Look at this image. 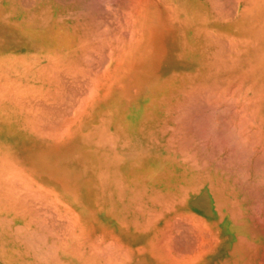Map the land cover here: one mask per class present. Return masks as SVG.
<instances>
[{
	"label": "crops",
	"instance_id": "1",
	"mask_svg": "<svg viewBox=\"0 0 264 264\" xmlns=\"http://www.w3.org/2000/svg\"><path fill=\"white\" fill-rule=\"evenodd\" d=\"M1 2L4 20L55 28L63 46L39 70H73L75 95L72 112L49 124L46 113L19 115L17 97L0 94V264H241V201L220 194L225 175L210 169L224 165L210 154L220 146L162 135L184 131L179 118L191 133L201 118L210 134L221 132L214 119L260 117L258 93L225 106V87L264 86L252 0ZM2 52L0 41V70L31 69L29 56ZM135 101L144 109L131 123ZM18 122L30 146L18 145ZM148 162L151 175L140 169ZM203 189L212 224L226 215L235 231L221 253L204 217L184 205Z\"/></svg>",
	"mask_w": 264,
	"mask_h": 264
},
{
	"label": "rangeland",
	"instance_id": "2",
	"mask_svg": "<svg viewBox=\"0 0 264 264\" xmlns=\"http://www.w3.org/2000/svg\"><path fill=\"white\" fill-rule=\"evenodd\" d=\"M251 13L259 19L257 26L264 29V0H252ZM6 11L3 2L0 5V41L2 53L16 55L19 59H29L32 61L31 69H26L22 64L10 69H1L2 79L0 80V94L3 98L15 95L17 97V109L19 115L29 119V110L33 115L46 113L50 123L58 121L59 112H72L74 108V71L67 69H41L40 63L47 58L57 59V50L61 49L64 40L58 37L55 28L49 27L44 32L38 28L29 27L22 22H10L2 19V14ZM261 30L259 31V35ZM259 46L264 45V38L258 37ZM6 51V52H5ZM11 51V52H9ZM264 77V58L260 60ZM118 72V71H117ZM242 77L249 76L248 72L242 70ZM10 75L16 77V81L9 80ZM256 88L258 89L256 92ZM225 93L230 95L225 106L227 109L233 108L235 100L246 95L258 93L264 97V86L250 87L241 86L225 87ZM5 96V97H4ZM247 97V96H246ZM248 99V98H246ZM135 105L131 123L136 122L135 116L144 109L142 102H133ZM99 106L93 105V109ZM103 108L120 109L109 102L103 103ZM132 110V109H131ZM132 113V112H131ZM259 118H220L214 121L220 124V133H204L201 127V118H194V133L185 132L186 119H177L176 124L179 131L176 134H163V140L176 141L182 143H196L201 145L208 140L220 146V150L211 149L212 158H219L224 161V165L211 166V173H222L225 175L226 189L221 195H228L234 191L238 195L237 200L241 201L242 224L239 235L242 238L240 253L242 255L241 264H264V102L260 105ZM176 120V119H174ZM13 126V125H12ZM18 145L31 144L29 133L22 129L21 124H17ZM140 135H132L131 140H139ZM119 140H123L120 137ZM217 146V145H216ZM201 152V151H199ZM240 158V159H239ZM242 161L241 164L240 161ZM248 162L257 164H246ZM245 163V164H244ZM154 165L150 162L141 165V170L146 175L153 173ZM145 169V170H144ZM126 170V167H125ZM127 170L133 172V168L128 166ZM203 189L195 198L190 196L185 200L186 207L194 213L201 215L205 219V224L211 230V236L218 241L217 248L221 253L227 244L234 238L235 231L229 224L226 215L220 224H212L217 219V212L213 205L212 195ZM240 195V198H239ZM204 199L202 205L196 203L195 199ZM228 201L227 198H225ZM196 218V216H194Z\"/></svg>",
	"mask_w": 264,
	"mask_h": 264
},
{
	"label": "bare ground",
	"instance_id": "3",
	"mask_svg": "<svg viewBox=\"0 0 264 264\" xmlns=\"http://www.w3.org/2000/svg\"><path fill=\"white\" fill-rule=\"evenodd\" d=\"M215 1V0H214ZM141 2V1H140ZM232 2V1H231ZM235 3V2H234ZM232 4V3H231ZM230 4V5H231ZM144 5H145V3H144ZM214 6H215V4H214ZM214 8V7H213ZM216 9H217V7H216ZM229 15V14H228ZM217 43H218V41H217ZM218 45V44H217ZM95 81V80H94ZM93 89V88H92ZM93 94V93H92ZM90 96V95H89ZM90 98V97H89ZM87 99H88V97H87ZM85 101H87V100H83V102H85ZM86 104V103H85ZM206 178H208V177H206ZM210 178V177H209ZM208 178V179H209ZM210 180V179H209ZM19 197V196H18ZM134 197V196H133ZM202 199V198H201ZM199 199V197L197 198V199H195V201H196V203H198V204H200L201 203V201L202 200H204V199ZM200 205H202V203L200 204ZM168 209V208H167ZM179 224V223H178ZM165 228V227H164ZM187 229V228H186ZM160 232V231H159ZM189 238V237H188ZM175 240V239H174ZM29 242V241H28ZM173 242V241H172ZM172 242H171V244H172ZM184 243V242H183ZM169 244V243H168ZM194 245V244H193ZM205 245V244H204ZM58 246V245H57ZM170 246V245H169ZM106 247V246H105ZM179 247V246H178ZM190 247V246H189ZM205 247V246H204ZM203 247V248H204ZM57 249V248H56ZM184 251V250H183ZM176 253V252H175ZM116 256V255H115ZM189 258V257H188Z\"/></svg>",
	"mask_w": 264,
	"mask_h": 264
}]
</instances>
